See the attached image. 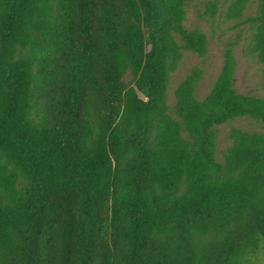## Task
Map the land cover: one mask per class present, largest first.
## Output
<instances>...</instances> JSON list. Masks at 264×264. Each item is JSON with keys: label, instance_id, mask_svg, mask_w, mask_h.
<instances>
[{"label": "trees", "instance_id": "obj_1", "mask_svg": "<svg viewBox=\"0 0 264 264\" xmlns=\"http://www.w3.org/2000/svg\"><path fill=\"white\" fill-rule=\"evenodd\" d=\"M194 1L0 0V264L264 256V97L236 92V42L204 99L194 67L169 103L184 52L207 53ZM202 16L246 31L264 84V0ZM239 118L261 131L232 128L218 161L215 129Z\"/></svg>", "mask_w": 264, "mask_h": 264}, {"label": "rangeland", "instance_id": "obj_2", "mask_svg": "<svg viewBox=\"0 0 264 264\" xmlns=\"http://www.w3.org/2000/svg\"><path fill=\"white\" fill-rule=\"evenodd\" d=\"M207 0H195L187 9L185 27L188 29L198 28L204 32L208 39L207 53L199 57L190 52H184L183 59L177 72L172 74L168 89L169 103L174 101V91L177 85L190 73L194 67L203 70V76L198 88V98L204 99L217 78L223 63V50L227 43H234V57L236 60V73L234 88L237 93L264 97L263 70L257 61L246 54L247 33L245 30L238 31L233 28V23L224 16H217L214 21H209L202 16ZM253 5L247 15H253ZM202 16V17H201ZM240 32V34L238 33ZM232 128H238L249 132H260L259 123L249 118H239L227 124L217 127V160H222V154L231 145L229 139ZM248 264H264V256L259 255Z\"/></svg>", "mask_w": 264, "mask_h": 264}]
</instances>
